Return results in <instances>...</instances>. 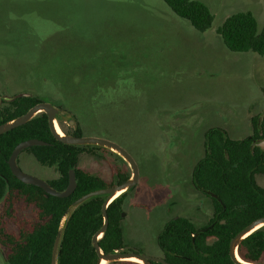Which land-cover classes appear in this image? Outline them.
<instances>
[{
	"label": "rangeland",
	"instance_id": "1",
	"mask_svg": "<svg viewBox=\"0 0 264 264\" xmlns=\"http://www.w3.org/2000/svg\"><path fill=\"white\" fill-rule=\"evenodd\" d=\"M197 1L213 16L204 32L162 0H0L2 103L38 95L75 117L81 136L108 139L133 157L139 180L122 203L123 242L151 257L163 255L157 237L167 221L182 216L200 227L212 216L210 200L191 183L205 131L242 139L251 118L264 125V56L228 50L216 32L246 11L260 31L264 0ZM99 154L80 155L79 167L107 181L116 170L131 174L123 159ZM17 164L46 182L58 175L25 152ZM255 182L264 187V175ZM30 214L17 209L13 218Z\"/></svg>",
	"mask_w": 264,
	"mask_h": 264
},
{
	"label": "trees",
	"instance_id": "2",
	"mask_svg": "<svg viewBox=\"0 0 264 264\" xmlns=\"http://www.w3.org/2000/svg\"><path fill=\"white\" fill-rule=\"evenodd\" d=\"M162 1L195 30L204 32L212 26L213 16L201 2ZM216 32L228 50L264 56V25L258 31L257 22L250 12L230 15ZM39 102H42L40 96L23 94L4 101L0 106V124L26 113ZM54 106L64 110L60 105ZM74 120L75 127H69V131L64 130L59 117L57 123L65 134L81 136L82 125L75 117ZM250 123L252 133L242 139H231L218 127L205 131V153L192 169L191 183L196 191L210 200L212 216L200 227L182 216L164 224L157 237V245L167 263L235 264L228 253L230 240L252 221L264 216V187L255 182V176L264 175V150L254 144L264 139V125L263 122L258 123L256 117L251 118ZM29 139L46 144L28 147L20 153L31 155L41 166L55 169L57 177L47 181L55 190L66 188L68 173L73 170L76 187L71 195L65 198L51 196L12 175L7 160L18 143ZM99 152H108L121 159L99 146H75L56 140L43 112L0 134V203L3 212L0 215V249L5 264H51L53 243L59 231L56 264H100L91 238L102 226L101 205L105 197L90 198L67 211L81 196L121 184L129 178L130 174L124 170H116L114 181H107L79 167L80 155L100 158ZM126 193L120 194L106 208L107 229L98 239V245L105 254L126 251L121 228L122 203ZM17 209L30 210V217L13 218ZM9 220L16 224L13 231L6 227ZM237 254L245 262L261 264L264 226L239 243ZM115 263L139 264L132 261L106 264Z\"/></svg>",
	"mask_w": 264,
	"mask_h": 264
},
{
	"label": "water",
	"instance_id": "3",
	"mask_svg": "<svg viewBox=\"0 0 264 264\" xmlns=\"http://www.w3.org/2000/svg\"><path fill=\"white\" fill-rule=\"evenodd\" d=\"M24 96H29L28 94H23ZM1 99V97H0ZM43 112L46 114L48 119V125L50 128L51 133L55 137L56 140L68 144V145H75V146H99L102 148H105L109 151H112L117 156H119L121 159H123L130 167L131 174L129 178L122 182L121 184L113 185L110 187H106L100 190L91 191L77 200H75L68 208V212H70L73 208L77 207L81 203L87 201L90 198L97 197V196H104V201L101 205V214L103 218L102 226L93 234L91 238L92 246L100 260L104 261L106 263H113V262H119V261H129V258H136L138 259L139 264H154V263H160V264H169L167 263L163 257H151L148 256L136 249H132L130 247H126V251H116L114 253H103L98 245V239L101 238L103 233L107 229L108 225V218L106 214V208L107 206L120 194L129 191L132 189L139 180V172L138 167L133 159V157L121 146L118 144L105 139L101 137H95V136H74L70 134H65L57 123V118L59 117L62 122L66 123L68 126H74L75 127V120L73 117L64 110H61L54 106L53 104L49 102H39L32 106L26 113L8 120L2 124H0V134H3L13 128H16L18 126H21L28 122L30 119H32L35 115L38 113ZM57 127L60 131L57 130ZM46 143L37 140V139H29L22 141L18 143L14 149L12 150L7 163L10 168V171L12 175L19 180L20 182L28 185H33L36 187L41 188L45 193L58 197V198H65L72 194L76 187V180L74 176L73 170H70L68 173V182L67 186L63 191H57L53 187H51L46 181L38 179L34 176L28 175L21 171L17 164V157L20 154L21 151L24 149L31 147V146H37V145H45ZM258 145L262 150H264V144L262 143H254ZM123 214H121V217ZM264 226V216L260 217L258 219H255L250 224L245 226L242 230H240L229 242V248L228 253L230 259L235 264H255V263H249L245 262L240 259V257L237 254V247L239 243L248 235H250L255 230L261 228ZM61 232L59 231L55 237L53 248L51 252V264H56V253L58 244L60 241ZM129 250V251H128Z\"/></svg>",
	"mask_w": 264,
	"mask_h": 264
},
{
	"label": "bare ground",
	"instance_id": "4",
	"mask_svg": "<svg viewBox=\"0 0 264 264\" xmlns=\"http://www.w3.org/2000/svg\"><path fill=\"white\" fill-rule=\"evenodd\" d=\"M57 130L60 131V130L58 129V127H57ZM130 260L133 261V262H138V259H136V258H129V261H130ZM100 264H105V262H104V261H101Z\"/></svg>",
	"mask_w": 264,
	"mask_h": 264
},
{
	"label": "flooded vegetation",
	"instance_id": "5",
	"mask_svg": "<svg viewBox=\"0 0 264 264\" xmlns=\"http://www.w3.org/2000/svg\"><path fill=\"white\" fill-rule=\"evenodd\" d=\"M1 97V96H0ZM2 101H3V99H2V97H1V99H0V106H1V104H2ZM264 141V139H262L261 141H260V143H262ZM259 143V142H258ZM264 144V143H263ZM198 192V191H197ZM198 193H200V192H198ZM201 194V193H200ZM201 195H203V194H201ZM204 196V195H203Z\"/></svg>",
	"mask_w": 264,
	"mask_h": 264
}]
</instances>
